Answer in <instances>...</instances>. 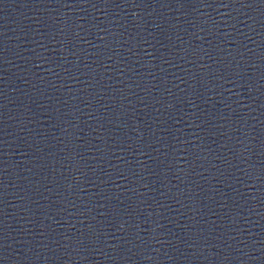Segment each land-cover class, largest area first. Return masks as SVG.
Returning <instances> with one entry per match:
<instances>
[{"label": "water", "instance_id": "water-1", "mask_svg": "<svg viewBox=\"0 0 264 264\" xmlns=\"http://www.w3.org/2000/svg\"><path fill=\"white\" fill-rule=\"evenodd\" d=\"M0 264H264V208L121 134L0 95Z\"/></svg>", "mask_w": 264, "mask_h": 264}]
</instances>
